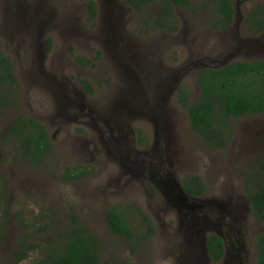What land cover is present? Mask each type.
I'll list each match as a JSON object with an SVG mask.
<instances>
[{
    "label": "rangeland",
    "instance_id": "1",
    "mask_svg": "<svg viewBox=\"0 0 264 264\" xmlns=\"http://www.w3.org/2000/svg\"><path fill=\"white\" fill-rule=\"evenodd\" d=\"M232 1L229 28L212 26V0H192L175 6L171 31L155 24L154 3L151 14L132 0H0V50L16 76L10 108L0 114V192L7 198L0 264H15L22 244L29 256L19 264H38L47 241L57 244L72 219L97 237L102 264H256L264 226L252 213L246 177L264 159V113L231 118L227 146L210 148L192 131L187 109L200 99L204 68L264 60V32L247 24L264 0ZM20 118L37 122L51 141L42 165L17 156L8 137ZM77 167L88 176L66 179ZM166 177L183 187L199 177L206 192L196 201L221 210L219 217L185 216L164 194ZM115 206L137 234L148 233L139 212L150 221L152 233L134 253L107 227ZM211 234L239 248L242 261L231 252L213 262Z\"/></svg>",
    "mask_w": 264,
    "mask_h": 264
},
{
    "label": "trees",
    "instance_id": "2",
    "mask_svg": "<svg viewBox=\"0 0 264 264\" xmlns=\"http://www.w3.org/2000/svg\"><path fill=\"white\" fill-rule=\"evenodd\" d=\"M216 19L212 26L223 30L229 28L234 21L235 9L232 0H212ZM149 3H154L159 21L158 26L175 31V6L191 7L192 0H132V5L140 10L143 7L151 14ZM249 14L247 24L251 33L264 32V5L256 7ZM90 18L96 16L97 7L92 1L88 3ZM200 99L187 107L191 129L198 134L210 148H224L232 138L229 120L256 116L264 113V60L234 62L222 68H204L198 74ZM88 93L91 87L85 84ZM16 90V76L11 62L0 50V114L10 108L12 93ZM16 142V153L27 162L42 165L51 154L52 144L44 128L34 120L18 119L8 135ZM246 177L248 196L252 213L264 226V159L253 166ZM89 174L87 167L69 169L68 180L86 178ZM2 176L0 174V182ZM184 189L194 198L202 197L206 188L199 179L194 177L184 182ZM6 194L0 192V207L6 202ZM143 220L148 225L145 236L137 234L119 206L113 207L107 215L106 224L115 237L124 238L132 246L133 253L141 241L148 239L152 226L148 218L140 211ZM68 230L63 233L57 244L51 245L44 251L43 258L38 264H102L103 250L97 237L89 229L73 220ZM51 245V246H50ZM15 264L26 260L29 248L20 246ZM27 250V251H26ZM207 250L213 262H219L225 256V242L216 234H211L207 240ZM106 264H115L107 262ZM130 264V263H124ZM264 264V232L257 237V261Z\"/></svg>",
    "mask_w": 264,
    "mask_h": 264
},
{
    "label": "flooded vegetation",
    "instance_id": "3",
    "mask_svg": "<svg viewBox=\"0 0 264 264\" xmlns=\"http://www.w3.org/2000/svg\"><path fill=\"white\" fill-rule=\"evenodd\" d=\"M164 180H165V182H164L165 183V187H167V189L169 191H173V188H172V183L173 182H171L169 179H167V177ZM166 180H167V182H166ZM172 194H173V192H172ZM206 208H207V206L205 208H202L201 210L200 209H186V212L184 213V215L185 216H191L192 219H201V218H197V217H200L201 215L204 216V217H208V218L213 217L214 215H215V217H219V215L221 214V210H219L218 212H214V211H210V210H208ZM241 211H244V210L241 209ZM218 220L220 221L221 218H218ZM221 222L224 224L225 220H221ZM206 223L209 224L210 221L208 219H206ZM210 225H211V223H210ZM212 225H213V228L215 230L219 231V228L216 227L214 225V223ZM224 226H225V224H224ZM224 242H225V240H224ZM238 250H240V249L239 248H235L233 245H232V248L230 249V247H228L227 243L225 242V255L226 254L229 255L232 252L233 253L232 254V261H235V262L240 261V260L242 261V257H240V256H238V254H236V251H238Z\"/></svg>",
    "mask_w": 264,
    "mask_h": 264
},
{
    "label": "water",
    "instance_id": "4",
    "mask_svg": "<svg viewBox=\"0 0 264 264\" xmlns=\"http://www.w3.org/2000/svg\"><path fill=\"white\" fill-rule=\"evenodd\" d=\"M172 188L173 191H169L167 189V187L164 188V194L165 196L169 199L172 200L173 202H176L177 206H179V208H184V209H202L204 208V206H201L196 199L194 197H191L190 195L187 194V192L185 191L184 187L180 184H178V182L176 181H172ZM173 192V194H172ZM198 222V221H197ZM218 235V234H216ZM220 236V235H218ZM221 237V236H220ZM222 238V237H221Z\"/></svg>",
    "mask_w": 264,
    "mask_h": 264
}]
</instances>
